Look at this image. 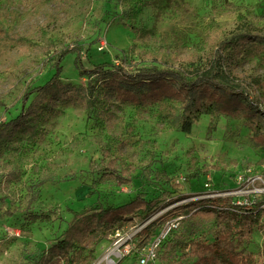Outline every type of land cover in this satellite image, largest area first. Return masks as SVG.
<instances>
[{"label": "rangeland", "instance_id": "374dc122", "mask_svg": "<svg viewBox=\"0 0 264 264\" xmlns=\"http://www.w3.org/2000/svg\"><path fill=\"white\" fill-rule=\"evenodd\" d=\"M248 37L264 44V0H0V123L24 110V96L52 78L66 50L77 51L63 61L61 82L86 91L92 81L78 75L73 60L89 48L93 62L132 72L153 66L190 78L210 72L248 90L264 112V53L233 49ZM91 96L89 105L57 102L33 132L10 129L0 141V264H33L64 238L76 213L139 194L168 199L146 219L119 226L136 233L131 248L151 238L140 236L143 229L153 226L155 233L180 221L161 249L162 264H193L182 245L213 242L224 228L216 217L181 206L228 198L237 207L249 198L264 211V147L252 143L243 120L203 115L187 134L180 131L179 103L139 107ZM239 187L262 192L242 194ZM111 232L83 253L94 250L90 264L111 245ZM231 248L264 264V212ZM136 252L121 264H135Z\"/></svg>", "mask_w": 264, "mask_h": 264}, {"label": "trees", "instance_id": "16d2710c", "mask_svg": "<svg viewBox=\"0 0 264 264\" xmlns=\"http://www.w3.org/2000/svg\"><path fill=\"white\" fill-rule=\"evenodd\" d=\"M245 46L264 53V44L257 41L252 43L249 37L237 40L233 49L239 51ZM75 51L77 50L62 52L57 59L56 72L52 78L24 96V110L16 118L0 123V141L10 129L24 128L33 132L37 120L45 111L53 109L57 102L89 105V97L92 95L97 102L116 101L139 107L179 103L182 106L180 131L187 134L192 132L193 126L203 115L219 114L241 119L252 133V143L264 147V112L261 104L241 86L231 84L207 71L190 78L180 70L171 68L143 67L132 72L120 63H95L89 55V48L86 54L79 51L73 60L78 75L92 81L86 91H83L61 82L65 78L63 61ZM231 59L224 60L227 66L232 65ZM94 91H97L96 96ZM32 94L35 97L25 109ZM167 199L165 194L151 200L139 194L118 206L101 208L84 215L76 213L64 238L33 264H90L94 250L91 248L87 256L83 253L94 240L99 243L104 235L131 221L132 217L146 219ZM187 207L189 212L197 210L208 213L224 224L213 242L193 239L182 245L185 257L195 259L193 264H254L250 256L232 249L231 245L237 237L251 232L261 224L263 210L257 207L235 208L228 198H206L178 209L184 210ZM152 227L143 229L140 236L151 237L154 234Z\"/></svg>", "mask_w": 264, "mask_h": 264}, {"label": "built area", "instance_id": "2783aa9c", "mask_svg": "<svg viewBox=\"0 0 264 264\" xmlns=\"http://www.w3.org/2000/svg\"><path fill=\"white\" fill-rule=\"evenodd\" d=\"M244 176H239L238 180L242 183ZM255 178L251 179L253 181ZM261 180L256 178L254 180ZM242 194H257L262 190L245 191L243 187H239ZM242 208L255 207V200H249L247 198L240 204ZM239 206H235L238 208ZM180 218V217H179ZM180 224L179 220H169L162 228L158 229L151 238L146 241L145 239L137 247L131 248L134 240H136V233H122L120 227H116L112 230L109 238L112 240L111 245L106 249L102 258L96 261L94 264H121V262L132 256L134 250L137 251L135 258V264H162L160 260L161 249L164 244L168 242L174 232L178 229ZM146 241V242H145Z\"/></svg>", "mask_w": 264, "mask_h": 264}]
</instances>
